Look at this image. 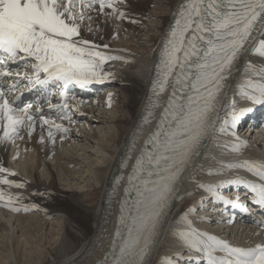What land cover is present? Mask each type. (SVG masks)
<instances>
[{
	"label": "snow or ice",
	"instance_id": "1",
	"mask_svg": "<svg viewBox=\"0 0 264 264\" xmlns=\"http://www.w3.org/2000/svg\"><path fill=\"white\" fill-rule=\"evenodd\" d=\"M125 4L126 0H0V83L11 85L7 89L0 88V144H14L24 138L25 131L31 138L36 120L41 121V128L48 127L47 135L52 144H55L53 129L64 135L69 133L70 129L56 123L55 119L72 122L76 109L69 107L70 86L85 88L104 82L110 75L105 65L123 59L102 51L108 49L107 44L85 39L82 26L85 21L93 20L94 13L111 20L126 19L122 11ZM260 20H264V0H185L178 11V18L163 45L154 84L157 96L169 87L171 93L155 130L131 164L125 198L120 203L111 264H145L166 210L179 198L178 181L208 138L217 131L232 137L234 144L230 151L233 153H240L247 146L235 129L244 112L251 109L237 115L236 101L230 100L222 118V92L227 72ZM260 36L264 37V31ZM253 53L264 58V38L258 40ZM18 62L24 66L23 74L19 68L10 67ZM28 66L31 73L27 71ZM256 74L264 81V69ZM24 80L29 85L39 86L40 90L50 86L61 89L62 103L58 102L55 108V119L30 111L32 105H21L17 103L20 96H11ZM241 95L254 105H264V82L249 79L241 86ZM43 142L41 136L40 143ZM224 168L243 169L256 177L259 182L237 176L228 183L246 187L252 202L264 208V162L244 160L224 165ZM14 176L15 172L0 165V202L11 211L28 212L31 210L28 206L13 207L21 198L3 187L24 188V183L9 179ZM221 186L200 185V188L217 195ZM195 212L190 208L181 213L174 221L177 227L173 233L182 246L200 255L201 259L195 264H264V242L251 247L231 246L197 230L189 219ZM162 264L173 262L164 258Z\"/></svg>",
	"mask_w": 264,
	"mask_h": 264
},
{
	"label": "bare ground",
	"instance_id": "2",
	"mask_svg": "<svg viewBox=\"0 0 264 264\" xmlns=\"http://www.w3.org/2000/svg\"><path fill=\"white\" fill-rule=\"evenodd\" d=\"M184 3L185 0H126L122 6L126 19L111 20L94 13L93 20L85 21L82 26L84 38L99 45L107 44L108 49L102 51L123 59L109 61L105 65L110 75L104 82L92 85V95L71 96L74 99L70 98V108L76 109L72 113L71 123L55 119V108L59 102L56 97H53L46 110H42L45 116L70 129L67 135L53 129L55 144L49 141L48 127L45 125L41 128L40 120H36L31 138L25 131L24 138L14 144H0V165L16 173V176L9 179L25 184L22 189L3 186L6 192L21 198L12 206H28L31 209L28 212H15L0 202V219L3 213L6 214L7 223L11 222L13 216L14 221H20L25 214L36 217V221H27V225L11 233L9 240L12 252L0 247V264H111L113 232L117 230L116 220L120 203L125 198L124 189L127 187L131 164L140 154L148 136L155 130L171 93L169 87L165 93L157 96L158 89L154 90V84L157 83V66L163 45ZM151 5L154 6L148 11ZM132 20L136 23H132ZM146 20L149 21L148 27L145 30L139 29ZM89 28L92 30L89 31ZM261 31H264V20L256 22L252 37L226 74L228 78L222 92L224 109L220 112L222 118L230 100L236 101L237 115L249 107L248 101L241 95V86L246 81L251 79L264 82L256 74L264 69V58L253 53L258 40L264 38L260 36ZM138 32H143V35H137ZM249 64L252 65L251 69L248 68ZM15 68H19L23 74L22 63H18ZM27 71L31 73L30 66ZM102 90L107 96L100 94L95 97ZM11 96L14 94L11 93ZM111 97H114L113 101H110ZM155 104L159 107H153ZM101 108L103 111L113 108L109 120L100 114ZM41 109L31 107L29 110L40 114ZM145 120L149 122L145 123ZM106 122L103 127L106 128L105 134L101 129H94L92 134L88 132L89 128ZM261 131H255L256 135L250 138L251 135L245 134L246 131L239 132L240 140L247 144L240 153L230 151L234 144L233 138L219 131L207 139L177 183L179 198L173 200L166 210L162 227L145 258V264H162L164 258L171 259L173 264H195L201 259L198 253L177 241L173 235L176 227H170L177 226L174 221L181 211L186 212L190 208L196 210L189 219L197 230L214 235L231 246L251 247L264 242V227H261L264 221L254 217L237 219L234 225H230L227 220H223L226 226L207 223L212 218H219L214 214V206L202 200L205 191L200 188V185L226 187L222 183L225 181L224 175L229 171L223 169L225 164H236L235 161L244 160L264 162V129ZM41 136L44 138L43 143H40ZM63 145L71 146L72 149L68 153L59 151ZM80 150L86 156L83 162L78 154ZM87 160L89 186L96 187L98 191L94 202L89 189L80 184V171ZM75 166L79 170H75ZM232 171L235 170L229 172ZM61 181L68 183L70 189L66 188L67 184L60 187ZM238 232V236L244 239L241 246L234 244L232 236ZM17 234L23 236L24 245H30L29 248L20 250L22 241L18 240ZM45 255L52 256V259L47 260Z\"/></svg>",
	"mask_w": 264,
	"mask_h": 264
},
{
	"label": "rangeland",
	"instance_id": "3",
	"mask_svg": "<svg viewBox=\"0 0 264 264\" xmlns=\"http://www.w3.org/2000/svg\"><path fill=\"white\" fill-rule=\"evenodd\" d=\"M136 1H134V3H135ZM153 6L154 5H151L150 6V8L148 9V11H150V10H152V8H153ZM117 23H120V22H117ZM148 23H149V21H145L144 23H142L141 24V26H140V28L139 29H143V30H145L147 27H148ZM143 25V26H142ZM137 35H143V32H138V34ZM104 95V96H107V93L106 92H104L103 90L102 91H100V92H98L97 94H96V96L95 97H97V96H99V95ZM113 99H114V97H111L110 98V101H113ZM116 105V104H115ZM115 107V106H114ZM90 109H92V106L90 107ZM113 109V108H112ZM111 109V110H112ZM111 110H108V111H103L102 110V108H101V110H99V112H100V114H104V118L106 119V120H109V117H110V112H111ZM108 122H106L105 124H100L99 126H97V127H95V128H92L91 126H94V125H90V127L91 128H89V130H88V132L89 133H94L93 131H94V129L95 130H97V129H101L102 130V132H103V134H105L106 133V128H103L104 127V125H106ZM87 130H85V131H83V132H86ZM105 132V133H104ZM262 146L263 145H261L260 147H261V149H262ZM72 149V147L71 146H68V145H63V147H59V151L60 150H63V152H66V153H68V151L69 150H71ZM74 152V151H73ZM73 152H71L72 154H73ZM95 152H97V150H95ZM78 154L79 155H81L80 156V159L82 158V162L84 161V159H85V157L86 156H84V155H82L81 154V150H80V152H78ZM94 158V157H93ZM47 162H50L51 164H53L54 163V161H51V160H46ZM81 162V163H82ZM89 160H87L86 161V164H84V166H83V169L80 171L81 173H82V179H81V182H80V184H82V185H84L86 188H88L89 189V191L91 192V193H89V194H92L91 195V200H93L92 202H94L95 200H96V198H97V194H98V191H97V188L96 187H90L89 186V175H88V173L86 172V170H87V167H86V165H88L89 163ZM16 164V163H15ZM13 166H14V164H12ZM75 170H79V167H77V166H75V168H74ZM63 177V176H62ZM64 184H67L66 185V188H68V189H70V185L68 184V183H65V182H63V181H61L60 182V184H59V186L60 187H62V186H64ZM95 192V193H94ZM89 201V200H88ZM90 203H92L91 201H89ZM182 213L183 212H185V210H183V211H181ZM203 214H205L206 215V213H203ZM210 214V213H209ZM6 214H4L3 213V215H2V217H1V219H0V247L1 248H7L8 250H9V252H12V246H11V240H9L10 238H11V233H16V228H18V227H21V226H25V225H27V221H30V222H32V221H36V217H34L33 215H31V214H25V215H22L24 218L23 219H21L20 221H14V216L13 217H11V222L10 223H7L6 221H5V216ZM14 222V223H13ZM207 223H211V220L209 221V222H207ZM196 224H199V223H196ZM200 224H204L203 222H200ZM215 224H216V222H215ZM8 227H10V229H8ZM38 231V230H37ZM238 234H239V232L237 233V234H233L232 236H233V238H234V244H236V245H239V246H241V245H243V241H244V239H242L241 238V236L239 237L238 236ZM44 235V234H43ZM42 235V236H43ZM17 236H18V234H17ZM238 236V237H237ZM18 240H20V241H22V244L20 243V250H25V249H27V248H29V246L30 245H24V242H23V236H18ZM243 240V241H242ZM254 241H256L255 239H254ZM8 244V245H7ZM33 248L35 247L34 245H31ZM161 254V253H160ZM46 256V258H47V260H51L52 259V256H50V255H45ZM161 256V255H160ZM8 262H6V264H7Z\"/></svg>",
	"mask_w": 264,
	"mask_h": 264
}]
</instances>
